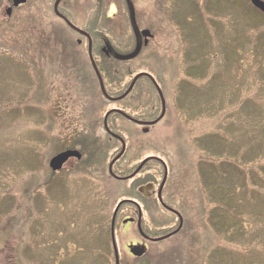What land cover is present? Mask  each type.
Returning <instances> with one entry per match:
<instances>
[{"label": "rangeland", "instance_id": "rangeland-1", "mask_svg": "<svg viewBox=\"0 0 264 264\" xmlns=\"http://www.w3.org/2000/svg\"><path fill=\"white\" fill-rule=\"evenodd\" d=\"M136 3L140 12L150 10L154 38L138 58L114 63L121 77L115 83L103 79L104 84L116 96L134 75L148 72L163 93L165 114L146 132L117 113L109 116V128L126 143L112 171L128 176L146 157L161 158L168 169L163 198L184 219L178 234L151 244L140 259L147 264H264V14L249 0ZM39 4L29 0L9 18L4 4L0 7V211L10 206L0 215V264H114L109 236L114 208L133 195L146 174L157 187L163 168L153 159L133 180L111 177L108 165L121 143L105 133L103 118L118 108L152 120L160 114V98L141 78L127 98L106 100L85 43L78 46L76 36L60 25L42 27L29 20ZM43 14L42 20L54 19ZM102 23L98 30L115 41L113 46L122 52L132 47L128 37L115 39L123 28L118 18ZM93 55L103 77L101 70L113 58ZM89 142L99 146L93 158L82 154L61 170L74 174L63 182L76 197L65 201L61 187L54 194L48 189L49 160ZM6 192L12 197L5 198ZM127 214L124 209L119 225ZM148 216L144 229L152 236L177 226V218L158 205ZM53 222L59 232L69 231L55 242V251ZM135 230L118 227L121 264H138L126 246Z\"/></svg>", "mask_w": 264, "mask_h": 264}, {"label": "flooded vegetation", "instance_id": "flooded-vegetation-1", "mask_svg": "<svg viewBox=\"0 0 264 264\" xmlns=\"http://www.w3.org/2000/svg\"><path fill=\"white\" fill-rule=\"evenodd\" d=\"M29 0H24L23 2L14 5V0H0V7L2 4H4V11L6 16L9 18L12 16V14L17 11L21 6H24L27 4ZM40 1V4L38 6V9L34 10L29 16V20L32 18V21L42 27H51L52 25H60L62 28L66 29L65 34L70 32L76 38L74 39V42L81 46L83 43H85L86 46V56L89 58L88 54V45H91V52L92 56L94 58L95 54H98L101 58H110L112 57V51L121 53V54H127L132 52L135 49L136 43H137V36L135 33V27L132 24L130 20V12L131 8L135 15V22H136V28L139 32V40L141 41L142 47L140 52L137 54V56L133 59L138 58L146 49L149 47V44L154 38V34L152 32V28L148 25L149 21V11L145 12L142 10V12L137 9V0H46V4L44 3V0H38ZM162 6V5H161ZM115 8H117V12L115 11ZM112 9H114L112 12H110ZM148 10V8H144ZM45 10V11H43ZM51 13L54 17L53 20H42L45 15L43 13ZM110 12V14H109ZM35 16V17H34ZM37 18V19H36ZM114 18H118L120 22L122 23L121 27L122 30L121 34L118 35L115 39H117V42H121V38L128 37V40L133 43L132 47L129 48V50H124L121 47H115L112 45L115 41L111 39L107 34L103 33L102 31L98 30V27L103 21H110ZM145 19V20H144ZM103 24V23H102ZM101 24V26H102ZM144 32H148L147 35H144ZM58 37L61 39L64 38L62 35H59L57 32ZM184 37V35H183ZM101 42L103 45L100 46L98 49H96L97 43ZM137 121H143L138 118H135ZM134 124H137L133 122ZM139 125V124H137ZM143 130L146 129L144 125ZM68 149H76V148H65L63 150ZM60 152V151H59ZM56 154V153H55ZM54 154V155H55ZM53 155V156H54ZM69 158L67 162L63 165V167L59 171H52L50 172V175L48 177V185L51 189L53 194L55 193V190L58 187L62 188V199L65 201H69L72 198H75V195H72L69 193V188L65 190V184L63 182V179L65 180L66 176L68 179H72L74 177V174L69 173L66 175L65 172H61L63 168L67 165ZM142 161V160H141ZM140 161V162H141ZM139 162V163H140ZM139 163L130 171L128 175H131ZM147 162L140 168L138 172H136L133 176L129 177L128 180H133L136 176L139 175L141 171L146 167ZM74 168V167H73ZM163 168V166H162ZM76 171V170H74ZM164 173V168H163ZM96 181L98 182V177H100L99 170L96 171ZM168 177V176H167ZM155 178L151 180L149 178V175L146 174V176L142 177L141 180L138 181V183L134 186L135 191L133 192L132 196H129L128 198H125V202L121 204V206L118 208L115 218H114V224H113V232H114V239L115 242L117 241V230L118 227L120 228L122 225H132L136 230L135 234L133 233V239L134 241H131L130 243H127L128 253L131 257H134L133 261H138V264H147L144 261V259H140L147 255L148 250L151 246V244L158 243V240H155L159 237H162L164 234L152 236L150 231H148L146 228L144 229L145 225H147L146 221L148 220L149 216L148 213L151 212L153 207L155 205L162 210L169 214H173L177 218V226L170 230L168 233L173 232L176 230L175 234H178L184 225V219L181 215V213L173 208L168 202H166L163 198L164 188L166 185V182L164 186L161 189V200L159 199L158 192L161 180L156 187V184L154 182ZM167 181V179H166ZM79 187V186H78ZM156 188V189H155ZM97 196L99 198V194L95 192L94 196ZM90 200V198H89ZM95 200H98L95 197ZM125 207V208H124ZM126 209L128 214L124 216L121 220V225H119L118 217H121L122 211ZM94 213V212H93ZM113 214L114 210L111 215L110 224H109V236L112 244L113 249V243H112V236H111V227L113 222ZM57 222H53L52 224V233H51V246L52 250L55 251L57 249V246L55 242H58L59 239H62L64 235H67L69 233L68 228H63L61 232L56 229ZM83 224L80 223L79 230H81L82 233V239H83V232H82ZM65 229V230H64ZM94 231H96L97 236L100 234V227L97 226L93 228ZM81 233L79 235V239L81 240ZM167 233V234H168ZM160 242V241H159ZM80 244V242H79ZM117 246V242H116ZM132 250H135L136 252H139L143 250V254L141 256L135 255ZM118 251V246H117ZM54 253V252H53ZM118 258H119V264H121L120 254L118 252ZM113 259L115 264V253L113 249Z\"/></svg>", "mask_w": 264, "mask_h": 264}, {"label": "water", "instance_id": "water-1", "mask_svg": "<svg viewBox=\"0 0 264 264\" xmlns=\"http://www.w3.org/2000/svg\"><path fill=\"white\" fill-rule=\"evenodd\" d=\"M24 0H14V5H17L21 2H23ZM251 4L257 8L258 10H260L263 14H264V0H250ZM130 20L132 22V24L134 25L135 27V33H136V36H137V43H136V46H135V49L130 52V53H127V54H120V53H117V52H113L112 51V57L116 60H119V61H129V60H132L133 58H135L137 56V54L140 52L141 50V47H142V44H141V41L139 40V32L136 28V22H135V15H134V12L131 8V12H130ZM144 35H147L148 32H144L143 33ZM88 54H89V60H90V63L93 67V70L95 72V75L97 77V80H98V83H99V87H100V91L103 95V97L108 100V101H120L122 99H124L133 89L135 83L137 82L138 79L142 78V77H146L150 82L151 84L154 86V88L156 89L158 95H159V98H160V102H161V112L160 114L158 115L157 118L151 120V121H137L135 120L134 118H132L131 116H129L127 113L119 110V109H111L109 111H107L104 115V118H103V125H104V128L105 130L113 137L117 138L118 140H120L121 142V148H120V151L111 159V161L109 162V165H108V171L109 173L111 174L112 177H114L115 179H118V180H126L128 179L129 177L133 176L136 172H138L140 170V168L149 160H158L163 168H164V174H163V178H162V181L160 183V187H159V192H158V196H159V199L161 200V189L165 183V180H166V177H167V167L165 165V163L158 157H154V156H151V157H147L145 158L144 160H142L138 167L135 169V171L131 174V175H128V176H123V177H119L117 175H115L112 171V166L113 164L122 156V154L124 153L125 151V141L111 133V131L109 130L108 126H107V119H108V116L112 113H118L120 114L121 116H123L124 118L132 121V122H135L139 125H144L146 126V129H144L143 131L146 132L148 131V127L150 126H153L155 125L158 121H160L164 114H165V99H164V96H163V93L161 91V89L159 88L157 82L155 81V79L153 78V76L147 72H140L138 74H136L131 82L129 83V85L127 86L126 90L121 94V95H118V96H110L106 90H105V86H104V83H103V80H102V77H101V74L99 72V70L97 69V66L95 64V61L93 59V56H92V52H91V45L89 44L88 45ZM70 157H76L77 159H79L81 157V154L77 151V150H66V151H63V152H60L58 153L57 155H55L54 157H52L49 161V167L53 170V171H56V170H59L61 169V167L63 166V164L70 158ZM126 200H122L120 201L116 208H115V211H114V214H113V222H112V227H111V236H112V243H113V249H114V253H115V264H119V259H118V254H117V248H116V244H115V239H114V232H113V224H114V218H115V214L118 210V208L120 207V205L122 203H124ZM176 231L170 233V234H167V235H164L160 238H157L156 240H162V239H165L167 237H169L171 234L175 233ZM132 252L135 254V255H142L143 254V250L139 251V252H136L135 250H132Z\"/></svg>", "mask_w": 264, "mask_h": 264}, {"label": "trees", "instance_id": "trees-1", "mask_svg": "<svg viewBox=\"0 0 264 264\" xmlns=\"http://www.w3.org/2000/svg\"><path fill=\"white\" fill-rule=\"evenodd\" d=\"M108 61V60H107ZM109 62H110V66L106 69V68H103L101 71H103V72H105V75L102 77L103 79H105L106 81H107V83H109V82H111V83H115L116 82V80L117 79H119L120 77H121V75H120V73L118 72H114L115 70H118V68L115 66V64L114 63H116V64H118L119 62L118 61H115L114 59H109ZM98 66V65H97ZM99 68V67H98ZM101 69V68H100ZM100 69H99V71H100ZM101 73V72H100ZM102 75V74H101ZM104 81V80H103ZM124 91V90H123ZM123 91H121L120 92V94L123 92ZM150 107H152V106H150ZM152 114H153V112H152ZM83 143H81L80 144V151H81V153L82 154H84L86 157H89V160L91 159V158H93V156H94V154L96 153V151H97V149H98V145L96 144V143H93V145H91V142H89V145H88V147L85 145V147L82 145ZM81 147L84 149H86V152L89 150V153H88V155H87V153H85V149L83 150V149H81ZM93 149V152H90L91 150ZM94 161V160H93ZM263 174H264V169H263ZM232 186H230V188H231ZM6 194H7V192H6ZM6 197H12V196H10L9 194H7L6 196H5V198ZM9 208H10V206L7 208V210H5V209H2L1 211H0V215L2 214V213H6V212H8L9 211ZM3 210H5V211H3Z\"/></svg>", "mask_w": 264, "mask_h": 264}, {"label": "bare ground", "instance_id": "bare-ground-1", "mask_svg": "<svg viewBox=\"0 0 264 264\" xmlns=\"http://www.w3.org/2000/svg\"><path fill=\"white\" fill-rule=\"evenodd\" d=\"M91 145H92V143H91Z\"/></svg>", "mask_w": 264, "mask_h": 264}]
</instances>
